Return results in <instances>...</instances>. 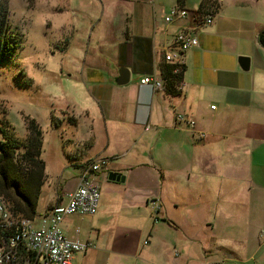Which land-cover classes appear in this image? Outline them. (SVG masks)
I'll return each instance as SVG.
<instances>
[{
    "label": "crops",
    "instance_id": "obj_1",
    "mask_svg": "<svg viewBox=\"0 0 264 264\" xmlns=\"http://www.w3.org/2000/svg\"><path fill=\"white\" fill-rule=\"evenodd\" d=\"M209 1L213 6L205 9L214 22L196 33L198 47L185 55L180 95L171 97L140 82L161 79L174 37L191 26L167 24L170 11L199 12L206 0L195 6L189 0H72L75 18H89L76 19L72 30L89 33L87 49L101 56L80 54L76 62L90 86L75 84L81 100L73 105L93 136L90 143L97 131L105 135L89 160L110 161L96 178L104 189L97 213L71 216L62 225L67 238L93 245L73 264L125 263L138 255L135 239L143 235L147 264H160L154 242L165 264H214L222 252L230 261L232 243L251 244L256 255L264 250V48L258 41L264 0ZM240 58L250 59L248 72ZM121 68L131 72L124 87L117 84ZM179 115L195 128L177 123ZM122 152L130 158L117 160ZM78 185L79 179L58 183L38 216L65 204ZM84 222L94 228L81 232Z\"/></svg>",
    "mask_w": 264,
    "mask_h": 264
},
{
    "label": "rangeland",
    "instance_id": "obj_2",
    "mask_svg": "<svg viewBox=\"0 0 264 264\" xmlns=\"http://www.w3.org/2000/svg\"><path fill=\"white\" fill-rule=\"evenodd\" d=\"M189 2L195 6L199 0ZM8 8L9 24L21 39V47L10 62L0 66V127L5 126V123L10 124L13 131L9 134L22 144L28 138V119H33L41 127L42 161L45 162L48 176L38 205V211L43 212L56 185H72L78 180L82 174V165L89 163V158L105 142L104 132L97 131L98 136L90 143V137L93 136L88 137L90 131L88 127L81 126L76 113L79 110L73 105L81 100L77 92L79 88L75 84L79 82L83 86H90L87 85L88 81H82L84 72L79 69L82 67L83 70L84 67L76 62L80 54H83L81 58L89 60L100 59L101 56L91 55L95 49H87L90 47L89 33L84 31V34H78L72 30L71 25L77 20L82 23L89 19L75 18L72 0H8ZM81 143L93 144L94 149L86 148ZM23 152L22 149L18 153L21 155ZM122 154H119L117 160L130 158V155L124 157ZM100 189L103 192L102 186ZM151 211L146 215L149 226ZM80 227L81 232L94 228L88 222L81 223ZM108 235L102 237L101 244H108ZM146 238L143 235L135 239L138 255L122 264H147L144 260ZM152 247L159 263L165 264L167 259L162 246L154 242ZM229 251L233 260L224 261L222 252L214 254L217 261L214 264H264V250L256 255L251 244L240 247L232 243Z\"/></svg>",
    "mask_w": 264,
    "mask_h": 264
},
{
    "label": "built area",
    "instance_id": "obj_3",
    "mask_svg": "<svg viewBox=\"0 0 264 264\" xmlns=\"http://www.w3.org/2000/svg\"><path fill=\"white\" fill-rule=\"evenodd\" d=\"M165 22L169 25L191 23L174 37L171 48L164 55L165 63L176 66L178 72L185 65L186 53L198 47L196 33L212 25L214 15L209 9L189 12L176 6ZM140 84L164 91L163 81L156 76L145 77ZM177 123L195 128V123L182 115L177 117ZM109 165L110 161L105 158L91 160L83 167L78 188L68 194L66 203L52 207L34 220L14 216L0 199V264L19 263L20 259L25 260L24 264H73L76 255L87 253L93 245L67 238L62 225L71 216L93 217L97 213L101 189L96 178ZM159 208L155 210L156 214ZM148 244L146 241L145 245Z\"/></svg>",
    "mask_w": 264,
    "mask_h": 264
},
{
    "label": "trees",
    "instance_id": "obj_4",
    "mask_svg": "<svg viewBox=\"0 0 264 264\" xmlns=\"http://www.w3.org/2000/svg\"><path fill=\"white\" fill-rule=\"evenodd\" d=\"M182 1L179 0V4ZM210 3L206 0L201 10L212 7ZM258 41L264 48V31L260 33ZM20 43L21 39L9 24L8 0H0V66L13 59L21 47ZM176 69V66L168 64L161 68L164 92L171 97L180 95L179 87L186 67L181 66L178 72ZM10 131H13L10 124L5 123L0 127V199L14 216L34 220L39 215L38 205L48 178L45 162L42 161L43 132L33 119L27 120L26 143H20L9 134ZM22 149L24 152L19 155ZM24 263L25 260L20 259L19 263L14 264Z\"/></svg>",
    "mask_w": 264,
    "mask_h": 264
},
{
    "label": "water",
    "instance_id": "obj_5",
    "mask_svg": "<svg viewBox=\"0 0 264 264\" xmlns=\"http://www.w3.org/2000/svg\"><path fill=\"white\" fill-rule=\"evenodd\" d=\"M240 66L244 72L250 70V59L240 58ZM131 80V72L126 68H121L119 71V78L117 79V84L120 87L127 86ZM114 176V175H113Z\"/></svg>",
    "mask_w": 264,
    "mask_h": 264
}]
</instances>
